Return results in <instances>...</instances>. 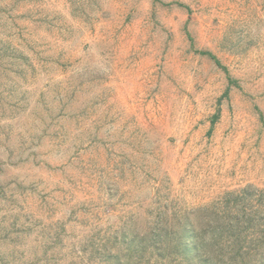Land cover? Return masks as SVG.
Listing matches in <instances>:
<instances>
[{
    "label": "rangeland",
    "instance_id": "1",
    "mask_svg": "<svg viewBox=\"0 0 264 264\" xmlns=\"http://www.w3.org/2000/svg\"><path fill=\"white\" fill-rule=\"evenodd\" d=\"M261 203L264 0H0V264H214Z\"/></svg>",
    "mask_w": 264,
    "mask_h": 264
},
{
    "label": "trees",
    "instance_id": "2",
    "mask_svg": "<svg viewBox=\"0 0 264 264\" xmlns=\"http://www.w3.org/2000/svg\"><path fill=\"white\" fill-rule=\"evenodd\" d=\"M201 53L213 57L222 67L220 60L211 52L202 51ZM224 69L226 70L227 68ZM262 210H264V203H261L255 213L260 216V214L262 215ZM235 215H237V212ZM214 220L215 222L210 225L197 220L184 226L185 236L195 241L199 253L203 248H207L208 250L205 253L212 256V263L214 264L226 262L229 258L232 259V264H264V230L262 228L260 229V233H258L259 236H254L255 239L252 240L249 236L245 237L243 235L245 230L251 226L250 223L242 225L232 221H225L224 219ZM254 225L260 227L257 223ZM247 245L249 247L255 246V249H259L257 253H259L258 256L260 257L256 262L254 260L250 261L247 258L250 254L245 251L248 248Z\"/></svg>",
    "mask_w": 264,
    "mask_h": 264
}]
</instances>
